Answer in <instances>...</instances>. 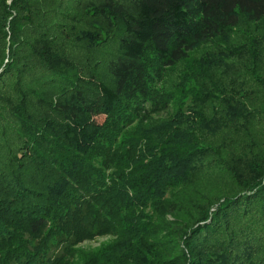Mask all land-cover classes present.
Here are the masks:
<instances>
[{
    "label": "trees",
    "instance_id": "obj_1",
    "mask_svg": "<svg viewBox=\"0 0 264 264\" xmlns=\"http://www.w3.org/2000/svg\"><path fill=\"white\" fill-rule=\"evenodd\" d=\"M0 264H264V0H0Z\"/></svg>",
    "mask_w": 264,
    "mask_h": 264
},
{
    "label": "rangeland",
    "instance_id": "obj_2",
    "mask_svg": "<svg viewBox=\"0 0 264 264\" xmlns=\"http://www.w3.org/2000/svg\"><path fill=\"white\" fill-rule=\"evenodd\" d=\"M239 27H244L243 25H240ZM92 59V61H98L100 64L103 63V60H104V55L103 54H90L89 56H86V53H79L78 55V60L80 61V63H87L88 59ZM103 118H98V122H101ZM212 192V189H211V186H209V192ZM145 213H148V211H145ZM167 219L170 220V218L166 217ZM113 239V237L111 236H103V237H95L93 238L92 240H87V241H84L82 242L81 244H79L78 246H76L77 249L79 250H83L85 252H88V251H92V250H95L97 249L98 247L102 246L103 244H106V243H109L111 240Z\"/></svg>",
    "mask_w": 264,
    "mask_h": 264
}]
</instances>
